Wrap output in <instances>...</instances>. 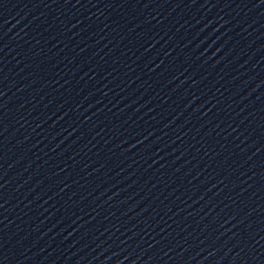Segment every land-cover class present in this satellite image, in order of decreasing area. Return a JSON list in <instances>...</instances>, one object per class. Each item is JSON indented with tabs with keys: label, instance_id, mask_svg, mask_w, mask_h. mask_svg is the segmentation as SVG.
<instances>
[{
	"label": "water",
	"instance_id": "obj_1",
	"mask_svg": "<svg viewBox=\"0 0 264 264\" xmlns=\"http://www.w3.org/2000/svg\"><path fill=\"white\" fill-rule=\"evenodd\" d=\"M0 264H264V0H0Z\"/></svg>",
	"mask_w": 264,
	"mask_h": 264
}]
</instances>
